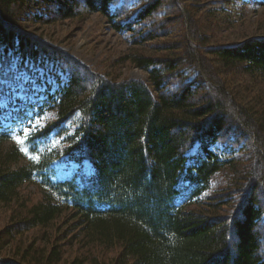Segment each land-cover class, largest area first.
<instances>
[{"label":"trees","instance_id":"16d2710c","mask_svg":"<svg viewBox=\"0 0 264 264\" xmlns=\"http://www.w3.org/2000/svg\"><path fill=\"white\" fill-rule=\"evenodd\" d=\"M241 1L225 3L233 13ZM200 6L0 0V104L8 106L0 114L33 109L11 90L15 68L34 62L54 82L43 103L54 119L29 142L63 139L25 163L20 147L3 150L0 139V208L10 222L0 231V264H264V35L211 45L215 22L199 19ZM94 13L131 40L138 33L126 61L146 80L108 79L36 34ZM217 143L232 156L215 153ZM60 158L91 170L58 179ZM26 184L39 199L26 197ZM33 230L46 243H18ZM69 247L79 255L67 256ZM104 252L116 257L108 263Z\"/></svg>","mask_w":264,"mask_h":264},{"label":"rangeland","instance_id":"374dc122","mask_svg":"<svg viewBox=\"0 0 264 264\" xmlns=\"http://www.w3.org/2000/svg\"><path fill=\"white\" fill-rule=\"evenodd\" d=\"M198 2L203 11L198 13V17L210 19L215 22L211 25V34L214 35V39L211 45L222 46L227 44L238 43L247 37L264 35V5L254 0H243L247 2V7L242 5L241 1L237 8L232 10L225 0H193ZM261 1V0H260ZM220 9V11H219ZM209 11L219 12L222 16L215 20ZM176 12V11H175ZM207 13V15H205ZM131 17V14H124V17ZM231 18V20H224ZM170 23V22H169ZM175 26L172 27L171 23L168 27H172L175 32ZM36 34L41 36L47 42H51L59 47L66 49L73 53L76 57L88 64L94 71L102 74L104 77L112 80H124V79H143L148 78V72L136 68L131 62L126 61V56L132 53L134 38H129V33L117 32L107 22L106 18L100 13H94L87 15L83 19L61 20L51 25L38 26ZM174 33L170 38H174ZM177 37L176 39H178ZM168 40V39H166ZM164 40V41H166ZM137 47V46H135ZM138 48V47H137ZM142 52L152 54L148 47H144ZM239 88V86H238ZM237 88V89H238ZM264 88V84H263ZM245 95V93H242ZM45 118V117H44ZM33 122L40 123L39 119ZM74 123V122H73ZM42 125L38 126L39 129ZM36 129V130H37ZM36 130L32 131L35 132ZM12 138V139H11ZM8 138L2 145L3 150L8 149L12 145H19L26 153V159L21 163H25L29 159H38L39 155L57 148L62 142L57 137H51L44 141V143L36 146L31 145L29 141L32 139H26L24 141L19 135H14ZM214 150L222 159L231 157V151L225 148L223 144H217ZM28 156V158H27ZM20 163V164H21ZM54 167L57 170L59 179H68L80 172V167L75 163H68L65 158L56 160ZM90 171L88 164L84 165L83 172ZM223 178H219L217 188L222 184ZM24 191L28 199L35 201L40 198L39 189L31 184L24 186ZM70 217L65 220L68 222ZM63 220L58 223L59 226H63ZM9 214H6L3 208H0V231L8 224ZM69 225L63 226V229H67ZM45 235L41 231L33 230L31 232L24 233L22 238H18V243L24 245L38 241L46 243L44 241ZM68 245L72 244V241L67 240ZM64 244V242H62ZM13 246V245H12ZM17 246V245H16ZM68 248L67 256L79 255L76 247L70 250ZM81 250V248H80ZM79 250V251H80ZM3 255H11L9 251L3 253ZM116 257L115 254H109L104 252L102 257L105 261L110 263L112 258ZM9 258V257H8Z\"/></svg>","mask_w":264,"mask_h":264}]
</instances>
